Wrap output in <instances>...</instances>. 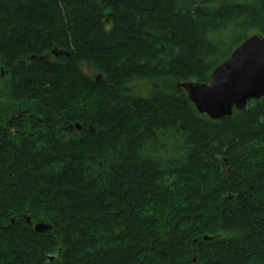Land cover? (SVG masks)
I'll use <instances>...</instances> for the list:
<instances>
[{"label": "trees", "instance_id": "trees-1", "mask_svg": "<svg viewBox=\"0 0 264 264\" xmlns=\"http://www.w3.org/2000/svg\"><path fill=\"white\" fill-rule=\"evenodd\" d=\"M253 34L264 0H0V264H264V96L177 86Z\"/></svg>", "mask_w": 264, "mask_h": 264}, {"label": "water", "instance_id": "water-1", "mask_svg": "<svg viewBox=\"0 0 264 264\" xmlns=\"http://www.w3.org/2000/svg\"><path fill=\"white\" fill-rule=\"evenodd\" d=\"M177 86L185 90L196 111L210 119H221L230 116L233 109H243L249 100L264 96V35L253 34L242 41L226 60L213 69L208 82H179ZM76 127L80 126L76 124ZM24 220L31 224L29 217ZM50 228L51 225L43 221L33 225L38 233ZM195 261L193 250L191 263Z\"/></svg>", "mask_w": 264, "mask_h": 264}, {"label": "rangeland", "instance_id": "rangeland-1", "mask_svg": "<svg viewBox=\"0 0 264 264\" xmlns=\"http://www.w3.org/2000/svg\"><path fill=\"white\" fill-rule=\"evenodd\" d=\"M82 71L87 74L88 76H95L96 73L89 67H87L85 64H81ZM98 77V75L96 76ZM151 81L149 80H134L131 83L128 84V86L136 93H142L144 92ZM145 93V92H144ZM20 101L17 99H11L9 97V84L8 82L5 83V81H0V125L3 124L8 119H11V117L14 115V113H18V115H22V112L18 110V104ZM11 131L15 133V128H12ZM38 222V221H36ZM33 222L30 224L33 228V225L36 223ZM44 222V221H43ZM220 236L223 235V233L219 234Z\"/></svg>", "mask_w": 264, "mask_h": 264}]
</instances>
